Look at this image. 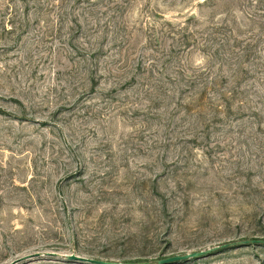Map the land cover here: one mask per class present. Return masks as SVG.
<instances>
[{"label": "rangeland", "instance_id": "rangeland-1", "mask_svg": "<svg viewBox=\"0 0 264 264\" xmlns=\"http://www.w3.org/2000/svg\"><path fill=\"white\" fill-rule=\"evenodd\" d=\"M242 242L177 264H264V0H0V264Z\"/></svg>", "mask_w": 264, "mask_h": 264}, {"label": "water", "instance_id": "water-1", "mask_svg": "<svg viewBox=\"0 0 264 264\" xmlns=\"http://www.w3.org/2000/svg\"><path fill=\"white\" fill-rule=\"evenodd\" d=\"M250 243L251 242L229 244V245H226L224 247H219V248H215V249L208 250V251L192 253V254H187V255H183V256H175V257H171L169 259L159 261L156 264H177V263L190 261V260H194V259H202V258H205V257L212 255L213 253L221 250L222 248L224 249V248H230V247H234V246L248 245ZM69 258H70V260H78V258H76V257H69ZM89 262L93 263V264H121V263H106V262H97V261H89Z\"/></svg>", "mask_w": 264, "mask_h": 264}]
</instances>
